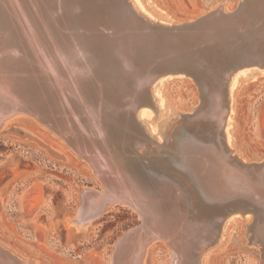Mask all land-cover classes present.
<instances>
[{
    "label": "bare ground",
    "instance_id": "bare-ground-1",
    "mask_svg": "<svg viewBox=\"0 0 264 264\" xmlns=\"http://www.w3.org/2000/svg\"><path fill=\"white\" fill-rule=\"evenodd\" d=\"M108 1L112 4L106 0H0V127L13 115L30 117L55 132L87 164L100 189L81 193L73 219L77 225L99 218L114 203L137 213L142 223L130 231L133 234L123 245L122 264H142L148 245L155 239L163 240L168 248L169 257L163 264H204L208 257H202L217 241L216 228L196 211L203 198L213 199L206 187L196 184L199 177L182 175V159L188 153L182 146L190 132L196 136L207 133L233 155L228 145L230 132L236 135L234 103L228 108V93L233 92L237 76L229 91L225 84L230 72L227 64L246 54L263 65L264 0H239L230 12L218 4L211 11L222 10L223 15H212L192 30L184 28L181 35L175 28L158 29L163 23L148 19L129 1L130 13L119 1ZM201 1L209 6L222 0ZM181 23L184 21L166 26ZM254 27L257 31L252 32ZM128 29L136 41L134 52L138 55L133 61L138 69L126 84L125 76H118L111 53L127 54ZM190 65L203 71L205 91L203 98L198 94L200 107L181 119L175 113L165 124L159 142L145 130L127 99L142 90V77ZM143 106L153 108L152 97ZM198 119L204 120L202 127L192 125ZM261 158L260 163L247 165L264 176V156ZM108 175L110 180L105 178ZM167 177L176 181L184 204L165 197L157 179ZM245 208L239 206L237 211ZM255 212L264 225V206ZM235 219L231 217L226 223ZM259 232L255 226L248 233L256 260L258 245L264 247V227ZM0 258V264H37L1 243Z\"/></svg>",
    "mask_w": 264,
    "mask_h": 264
},
{
    "label": "rangeland",
    "instance_id": "rangeland-1",
    "mask_svg": "<svg viewBox=\"0 0 264 264\" xmlns=\"http://www.w3.org/2000/svg\"><path fill=\"white\" fill-rule=\"evenodd\" d=\"M128 1L148 19L163 24L189 20L218 4L230 12L237 4L222 0L201 8V0ZM235 77L228 108L234 103L233 130L237 136L230 132L228 148L242 162L258 164L264 156V68L237 70L228 82L229 91ZM151 97L154 107L142 106L136 116L159 142L165 124L175 113L181 119L200 107L195 84L184 74L158 78L151 86ZM257 155L254 162L248 161ZM90 188L99 191L100 185L87 164L57 136L22 114L4 120L0 127V243L6 248L23 259L31 253L52 264L105 262L116 238L142 221L130 207L114 203L99 218L85 226L77 225L73 219L81 193ZM233 217L235 222L224 224L219 240L202 257H208L204 264H258L242 247L247 240L243 232L248 220ZM168 257L165 242L155 239L148 245L142 264H163Z\"/></svg>",
    "mask_w": 264,
    "mask_h": 264
},
{
    "label": "water",
    "instance_id": "water-1",
    "mask_svg": "<svg viewBox=\"0 0 264 264\" xmlns=\"http://www.w3.org/2000/svg\"><path fill=\"white\" fill-rule=\"evenodd\" d=\"M106 1L109 4H112L108 0ZM117 1L125 5L126 9L129 10L128 13L132 12L131 8H127L129 6L128 0H115L116 3ZM233 1L237 3V7L239 3L238 0ZM203 6L206 5L202 4L201 8ZM73 15H75V10L73 11ZM212 15L221 16L223 15L222 10H208L204 14L196 15L195 17L190 18L189 20L187 19L186 21H184V23L177 25V27L166 26V24H161L158 25L157 28L160 30L175 28V31L178 33V35H181L183 33L182 31L184 28H190L189 30H192L194 29L193 26L196 27L197 25L202 24L203 21L207 18L213 17ZM256 29L257 28L254 27L252 32L257 31ZM128 31L131 30L128 29L126 31L127 54L125 53V55H122L116 53L115 51L111 53L114 65H116L117 69L119 70L118 76L124 75L126 78V84L129 83L130 78L136 74V70L138 69L136 68V64H134L133 61V57L138 55V53L134 52L137 49V46L135 45L136 41H134V36L128 33ZM174 65L176 66V64ZM244 66H258L259 68H264V62L263 65H260L255 61L249 60L246 54L243 57L235 58L232 62H229L227 64V70L230 72L227 74L226 78L229 80L228 77H230L234 72ZM130 69L133 70L129 72ZM164 72L166 74H158L154 77L151 75L147 78L142 77L139 80V84H143V88L140 91L142 92L143 97H140L141 93L135 89L136 91H134V93L130 95L127 99L128 104L132 106L131 108L135 109V112H137L140 107L150 102V90L152 84L158 78L167 75L184 74L187 77L191 78L195 84L199 96L203 98V93L205 89L202 84V68H200L199 66L190 65L182 68H169L167 70H164ZM228 80L225 82L226 85L229 82ZM203 121V119L195 120L192 122V125H194L195 127L196 125L198 127H202L204 123ZM194 126H192L191 129H194ZM51 133L57 136L55 132L52 131ZM193 133L194 131L190 132V135L186 138L187 140L184 142V146H182V151L186 150L188 153L184 155V159H182V161H185V171L181 170V172L182 175H187L188 177H199V180L196 181V184L202 189H205L206 187L205 191L208 194H211L213 199L211 200L203 198V203L198 204L196 213L201 214L202 216L205 215L206 222L210 220L211 225L213 224V227L216 228V232L214 230L213 231L215 232L216 237L218 236V239L215 237L214 242L216 239L219 240L222 234L223 226L229 218L237 215L242 218H246L248 222L244 227V235H242L246 237L247 240L243 248L250 254H255L253 253V249L249 248V246H251V244L253 243L251 242L252 238L248 236V233H250L251 229H253V227L255 226L259 227L260 232L264 227L262 220L260 222L259 219H257V213L255 212L257 209L259 210L264 206V176L262 171L256 170L253 166H248V162L243 163L239 159H236V156L228 152L226 148L222 145V143H217L213 141L207 135V133L205 134V136L202 134H200L201 136H196ZM215 135L217 136V138H219L218 134L215 133ZM58 140L62 141L60 137H58ZM62 142L67 148L70 149V147L66 145L64 141ZM221 160L223 161V163H221ZM254 160L255 158L253 160L248 161L254 162ZM105 178L110 180L112 177L111 175H108L105 176ZM168 178L169 177L157 179V183L159 184L160 188H162V192L165 194V197L171 200L173 203L178 201L177 203L184 204V199L182 198L181 200L182 191L178 186H175L176 181L172 180V178ZM180 204L177 205L179 206ZM239 206H246V208L244 210L242 209L241 211H237V208ZM249 207L252 209H249ZM140 225L128 230L126 232L125 238L121 237L120 239H116L113 245L111 246L109 253L104 258L105 262H98V264H120V262L121 264L123 262L125 263V260L123 261V259L125 258H123L122 256L120 257V254L125 251L122 249L124 247L123 245L125 244L126 240H128L129 237L133 234V232L130 233V231L137 229ZM188 227L189 229L192 228V226ZM197 228L199 230H202L200 225H197ZM185 232L188 233V230H186ZM27 254H29V259L36 261L37 264H52L49 261L34 258L31 253ZM255 256H257L258 264H264L263 245H258V252Z\"/></svg>",
    "mask_w": 264,
    "mask_h": 264
}]
</instances>
